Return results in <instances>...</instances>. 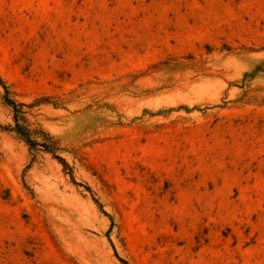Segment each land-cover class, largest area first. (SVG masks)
Instances as JSON below:
<instances>
[{
	"label": "rangeland",
	"instance_id": "374dc122",
	"mask_svg": "<svg viewBox=\"0 0 264 264\" xmlns=\"http://www.w3.org/2000/svg\"><path fill=\"white\" fill-rule=\"evenodd\" d=\"M0 264H264V0H0Z\"/></svg>",
	"mask_w": 264,
	"mask_h": 264
},
{
	"label": "trees",
	"instance_id": "16d2710c",
	"mask_svg": "<svg viewBox=\"0 0 264 264\" xmlns=\"http://www.w3.org/2000/svg\"><path fill=\"white\" fill-rule=\"evenodd\" d=\"M18 133H20V132H18ZM48 136V135H47ZM47 138H49V139H51L49 136L47 137ZM26 142L27 143H29V145L32 147V144H34L32 141H30V140H26ZM49 142H51V141H49ZM43 147H44V149L46 150V151H48V152H50V153H54V147H55V144L53 143V142H51V143H49V144H45V143H43V144H41ZM58 161H59V163L60 164H62L64 167H67V164L65 163V161L62 159V158H60V157H58V156H54ZM120 261L122 262V263H125L123 260H121L120 259Z\"/></svg>",
	"mask_w": 264,
	"mask_h": 264
}]
</instances>
